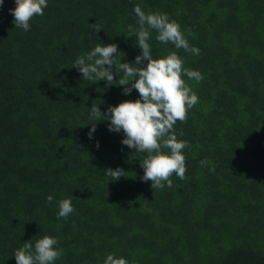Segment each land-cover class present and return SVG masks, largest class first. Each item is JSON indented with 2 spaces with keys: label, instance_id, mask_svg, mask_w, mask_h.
<instances>
[{
  "label": "trees",
  "instance_id": "16d2710c",
  "mask_svg": "<svg viewBox=\"0 0 264 264\" xmlns=\"http://www.w3.org/2000/svg\"><path fill=\"white\" fill-rule=\"evenodd\" d=\"M136 5L167 13L199 49L151 32L153 58L176 52L203 76L183 77L199 102L175 125L191 147L186 179L173 175L171 188L142 181L145 154L108 121L89 138L92 103L103 113L138 92L72 68L97 44H117V59L134 63L141 49L125 35L138 27ZM15 6L0 8V264L45 235L63 249L55 264H103L112 253L129 264H264V0H48L29 31L12 23ZM117 167L127 177L110 181L104 171ZM69 198L75 211L57 219Z\"/></svg>",
  "mask_w": 264,
  "mask_h": 264
},
{
  "label": "clouds",
  "instance_id": "9594fccd",
  "mask_svg": "<svg viewBox=\"0 0 264 264\" xmlns=\"http://www.w3.org/2000/svg\"><path fill=\"white\" fill-rule=\"evenodd\" d=\"M3 4L4 0H0V8ZM15 5L14 9H9L14 17L12 23L15 28L29 31L31 20L44 15L48 0H15ZM134 13L138 27L128 25L125 35L135 37L136 45L141 49L134 63H122L121 59H117L121 52L117 44H97L91 51L79 55L72 68L82 74L83 80L93 84L104 81L106 88L123 86L124 95H130L133 89L138 92V99L125 100L116 106L109 105L103 113L100 104L92 103L88 114L91 121L88 124L92 125L89 138H92L98 122L108 121L109 131L123 133L122 145L135 150V154H145L144 159L139 160L143 168L142 181H151L153 190L165 186L171 188L173 175L180 180L186 179L183 150L191 147L187 141L178 140L175 125L178 121L186 123L189 110L199 102L198 95L183 77L199 83L203 76L198 70L185 68L183 59L176 52L153 58L149 43L151 32L157 33L156 40L161 44L171 43L176 49L193 55H199V49L189 44L181 26L170 20L167 13H145L139 5L134 7ZM92 26L96 33L102 29L95 23ZM121 73L122 76L119 75ZM96 147H99L98 142ZM200 164L207 166L209 161L204 159ZM209 170L215 171L214 167ZM125 173L119 167L104 171L111 178L110 181L127 177ZM52 202L53 196L49 195L47 203ZM58 209L57 219L65 220L75 211L70 198L59 200ZM58 243L57 238L48 235L36 240L34 246L28 240L14 252L16 264H55L63 255V249L57 247ZM103 264H129V261L112 253L107 255Z\"/></svg>",
  "mask_w": 264,
  "mask_h": 264
}]
</instances>
